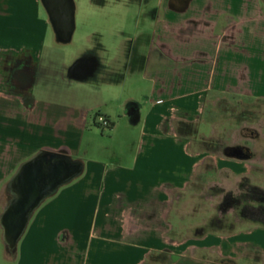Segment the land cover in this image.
<instances>
[{
	"label": "crops",
	"instance_id": "crops-1",
	"mask_svg": "<svg viewBox=\"0 0 264 264\" xmlns=\"http://www.w3.org/2000/svg\"><path fill=\"white\" fill-rule=\"evenodd\" d=\"M40 8L41 0H0V214L7 183L38 151H65L83 169L34 211L14 259L0 229V264H147L154 253L185 256L200 248L233 257L234 243H253L248 237L257 229L177 241L166 225L172 194L208 165L214 173L248 177L258 162L253 150L247 159L222 156L194 137L211 138L199 125L212 98L264 102V0H156L147 52L135 40L129 49L119 44L121 56L111 61L127 67L123 75L95 53L68 63L48 51L50 24ZM84 59L93 60L81 78L73 66ZM56 60L60 80L89 87L35 89ZM129 81L146 84L140 98L126 89ZM180 122L196 132L179 133ZM98 128L119 146L100 152L89 144L95 156L83 158L81 149L100 135Z\"/></svg>",
	"mask_w": 264,
	"mask_h": 264
},
{
	"label": "rangeland",
	"instance_id": "rangeland-1",
	"mask_svg": "<svg viewBox=\"0 0 264 264\" xmlns=\"http://www.w3.org/2000/svg\"><path fill=\"white\" fill-rule=\"evenodd\" d=\"M143 1L145 4H142ZM75 3L76 29L72 41L62 45L57 43L60 46L53 48L55 35L50 26L46 44L52 46L47 48L48 51L62 54L68 63L82 52L95 53L105 62L110 61L109 70L119 71L121 75L127 72V67L122 64L117 67L114 62L111 63L113 57L120 55L119 44L129 49L135 40H139L147 52L148 44L154 38L152 12L156 0H75ZM40 13L43 18H47L45 9L40 8ZM99 44L105 45L103 50L99 49ZM59 61L56 60L54 66L42 75L35 89L89 87L86 83L60 80L54 73L58 71ZM139 82L129 81L126 85V89L133 90L137 98L147 90L146 84L139 85ZM96 113H92L91 119ZM205 118L199 130L211 138L203 139L200 134H195L194 140H203L198 143L200 148L217 149L220 155L230 157H234L235 148H241L251 155L253 150L258 162L248 177H233L225 170L214 173L212 164L208 165L209 170L204 175L198 174L186 190L172 194V202L167 207L170 209V222L167 221L166 226L172 228L174 240L177 241L211 232L222 236H239L255 229L258 232L248 237L253 243H234L233 257L223 251L220 253L218 250L200 248L190 250L185 256L179 253H154L147 264H264V226L242 215L244 199L232 208L223 206L229 194L242 198L246 187L242 185L244 178L248 179L249 184L264 188V102L242 96L221 95L218 99L214 97V100H210ZM98 129L100 135L84 143L81 149L83 158L95 156L91 155L86 145L90 144L100 152H107L111 144L119 146L115 140L102 139V129ZM104 130V134L108 135V130ZM99 154L96 156L99 157ZM234 158L247 159L245 156ZM10 195L8 192L2 194V203H6ZM15 255L16 252H12L10 257L14 259Z\"/></svg>",
	"mask_w": 264,
	"mask_h": 264
},
{
	"label": "water",
	"instance_id": "water-1",
	"mask_svg": "<svg viewBox=\"0 0 264 264\" xmlns=\"http://www.w3.org/2000/svg\"><path fill=\"white\" fill-rule=\"evenodd\" d=\"M48 22L54 32L55 42L68 44L76 29L75 0H41ZM74 64L73 70L85 77L90 65ZM83 65V64H82ZM134 109L128 110L132 115ZM243 150L235 148L232 156L242 157ZM82 161L74 159L65 151L42 149L23 162L6 185L11 195L0 214L2 238L8 253L16 252L30 218L40 204L54 194L62 185L81 174Z\"/></svg>",
	"mask_w": 264,
	"mask_h": 264
},
{
	"label": "trees",
	"instance_id": "trees-1",
	"mask_svg": "<svg viewBox=\"0 0 264 264\" xmlns=\"http://www.w3.org/2000/svg\"><path fill=\"white\" fill-rule=\"evenodd\" d=\"M178 131L181 134H194L196 129L191 123L180 122L178 125ZM206 150L216 151L217 149L212 150L207 148ZM243 156L246 158L249 157L250 154L244 151ZM242 185L246 186L245 193L242 198L240 199L238 197H233L231 194H229L223 206H226L227 209L232 208L237 206V203H241L243 201L242 199H244L245 202L241 209L242 215L264 226V188L258 187L251 183L249 184L247 178L243 179Z\"/></svg>",
	"mask_w": 264,
	"mask_h": 264
},
{
	"label": "flooded vegetation",
	"instance_id": "flooded-vegetation-1",
	"mask_svg": "<svg viewBox=\"0 0 264 264\" xmlns=\"http://www.w3.org/2000/svg\"><path fill=\"white\" fill-rule=\"evenodd\" d=\"M92 60L93 59H84V60H80L81 62H83L80 66H82V67H84V66H86V65H90L91 63H92ZM77 62H79V61H77ZM76 62V63H77ZM75 72V74L76 75H79V72L78 71H74Z\"/></svg>",
	"mask_w": 264,
	"mask_h": 264
},
{
	"label": "built area",
	"instance_id": "built-area-1",
	"mask_svg": "<svg viewBox=\"0 0 264 264\" xmlns=\"http://www.w3.org/2000/svg\"><path fill=\"white\" fill-rule=\"evenodd\" d=\"M99 120H100V123L103 125V126H109L110 125V122L109 120H107L105 117H99Z\"/></svg>",
	"mask_w": 264,
	"mask_h": 264
}]
</instances>
